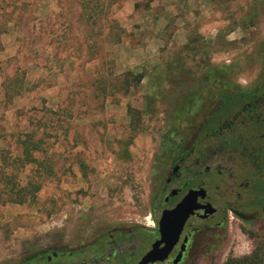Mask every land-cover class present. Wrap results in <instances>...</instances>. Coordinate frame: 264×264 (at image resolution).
Returning a JSON list of instances; mask_svg holds the SVG:
<instances>
[{
    "label": "rangeland",
    "instance_id": "rangeland-1",
    "mask_svg": "<svg viewBox=\"0 0 264 264\" xmlns=\"http://www.w3.org/2000/svg\"><path fill=\"white\" fill-rule=\"evenodd\" d=\"M126 1L0 0V52L12 30L19 48L0 55V264H44L35 257L104 227L141 226L163 140L194 137L220 93L264 84V0L185 3L198 16L188 44L170 45L140 84L116 74L110 52L128 37L117 17ZM30 62L44 76L27 86ZM157 66L164 76L150 89ZM56 85L48 104L40 93ZM28 92L33 102L18 106ZM250 216L230 213L198 264L264 251V210Z\"/></svg>",
    "mask_w": 264,
    "mask_h": 264
},
{
    "label": "flooded vegetation",
    "instance_id": "flooded-vegetation-1",
    "mask_svg": "<svg viewBox=\"0 0 264 264\" xmlns=\"http://www.w3.org/2000/svg\"><path fill=\"white\" fill-rule=\"evenodd\" d=\"M224 94L240 95V105L220 106ZM218 98L219 106L210 107L194 137L163 140L149 215L141 226L104 227L94 240L52 248L35 258L44 264H141L156 245L160 260L148 264H198L227 234L230 213L245 222L246 216L253 220L261 214L255 182L262 177L257 161L264 146V84ZM191 194L194 210L183 224L179 218L173 221L174 242H165V216L173 220ZM253 209L255 214L249 212Z\"/></svg>",
    "mask_w": 264,
    "mask_h": 264
},
{
    "label": "crops",
    "instance_id": "crops-1",
    "mask_svg": "<svg viewBox=\"0 0 264 264\" xmlns=\"http://www.w3.org/2000/svg\"><path fill=\"white\" fill-rule=\"evenodd\" d=\"M193 0H128L119 10L117 17L120 27L127 33L128 37L121 43L112 44L110 52L114 57L117 75L132 73H143L149 71L151 66L158 64L165 56L169 46H186L189 39V29L187 25L192 19H197L195 14L185 11V3H192ZM204 1L197 0L202 7ZM145 3L144 6L142 5ZM195 4V2H194ZM198 6V7H199ZM172 26L173 31L168 34V28ZM17 31L8 32L7 42L2 39L4 48L0 55L4 54V59L12 58L18 54ZM14 36V37H13ZM12 42V44H10ZM165 50V51H164ZM54 54L51 55V57ZM2 58V57H1ZM68 63L75 64L71 59H63ZM43 69L38 63L30 62L25 84L32 86L44 75H35L33 71ZM32 72V74H31ZM60 85L42 91L40 95L45 98L48 104H55L59 100ZM29 96H31L29 98ZM34 94H24L14 103L24 106L34 98ZM33 102V100H32ZM19 108V107H18ZM12 124V123H11Z\"/></svg>",
    "mask_w": 264,
    "mask_h": 264
},
{
    "label": "trees",
    "instance_id": "trees-1",
    "mask_svg": "<svg viewBox=\"0 0 264 264\" xmlns=\"http://www.w3.org/2000/svg\"><path fill=\"white\" fill-rule=\"evenodd\" d=\"M119 29V28H118ZM119 31H123L121 28ZM108 44H111L109 42ZM163 66H157L154 69V81L150 83V89H153V87H159V79L164 76V73L161 72ZM225 73H227L226 69H223ZM162 76V77H161ZM125 77H133L134 81L138 84L142 83L144 80V73L139 74L138 76H135L131 73H127ZM161 79V80H162ZM157 81V82H156ZM253 96V95H252ZM223 103H220V106H238L239 103L242 100V97L240 95H234V94H224L223 96ZM218 105V106H219ZM261 158L257 161V169L261 170V178H258V181L255 182L257 187V202L256 205L261 208V210H264V146L261 148ZM261 251V250H260ZM226 264H264V251L261 253L259 251L253 252L250 256L244 257L242 259H233L230 258Z\"/></svg>",
    "mask_w": 264,
    "mask_h": 264
},
{
    "label": "water",
    "instance_id": "water-1",
    "mask_svg": "<svg viewBox=\"0 0 264 264\" xmlns=\"http://www.w3.org/2000/svg\"><path fill=\"white\" fill-rule=\"evenodd\" d=\"M195 197L191 194L188 196V198L173 212L174 215V219L171 220L170 216H165L162 225L164 226V236L167 235V238L165 240V242H169L173 234V231H171V225L173 224V221H176L178 218L181 220V223L183 224L186 220V218L189 216V214L194 210L195 205H194V201ZM177 235V233H176ZM164 242L161 241L160 244H162ZM173 239L171 240V243H173ZM157 246H154V250L152 252H150L142 261L141 264H148L150 262H155L157 260H160L159 257V252L157 250Z\"/></svg>",
    "mask_w": 264,
    "mask_h": 264
}]
</instances>
